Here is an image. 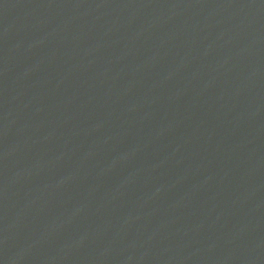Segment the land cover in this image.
I'll list each match as a JSON object with an SVG mask.
<instances>
[{
  "label": "water",
  "instance_id": "1",
  "mask_svg": "<svg viewBox=\"0 0 264 264\" xmlns=\"http://www.w3.org/2000/svg\"><path fill=\"white\" fill-rule=\"evenodd\" d=\"M151 264H264V0H149Z\"/></svg>",
  "mask_w": 264,
  "mask_h": 264
}]
</instances>
